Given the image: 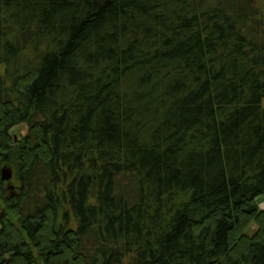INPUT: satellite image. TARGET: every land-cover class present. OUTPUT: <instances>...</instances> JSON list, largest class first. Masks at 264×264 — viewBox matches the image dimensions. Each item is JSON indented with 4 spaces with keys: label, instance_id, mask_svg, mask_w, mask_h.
<instances>
[{
    "label": "trees",
    "instance_id": "obj_1",
    "mask_svg": "<svg viewBox=\"0 0 264 264\" xmlns=\"http://www.w3.org/2000/svg\"><path fill=\"white\" fill-rule=\"evenodd\" d=\"M262 195L264 0H0V264H264Z\"/></svg>",
    "mask_w": 264,
    "mask_h": 264
},
{
    "label": "rangeland",
    "instance_id": "obj_2",
    "mask_svg": "<svg viewBox=\"0 0 264 264\" xmlns=\"http://www.w3.org/2000/svg\"><path fill=\"white\" fill-rule=\"evenodd\" d=\"M27 129H28V127L26 124H21V125L15 127L14 129H12L11 134L15 135L17 138L22 137L27 133ZM257 202H258V204H262L264 202V195L258 197ZM259 207L261 209H264V204L261 206L259 205ZM254 228H255V226H252L250 229H254Z\"/></svg>",
    "mask_w": 264,
    "mask_h": 264
},
{
    "label": "water",
    "instance_id": "obj_3",
    "mask_svg": "<svg viewBox=\"0 0 264 264\" xmlns=\"http://www.w3.org/2000/svg\"><path fill=\"white\" fill-rule=\"evenodd\" d=\"M15 138L17 137L15 136ZM12 176H13L12 170L8 167H4L2 170V179L4 181H10L12 179Z\"/></svg>",
    "mask_w": 264,
    "mask_h": 264
},
{
    "label": "bare ground",
    "instance_id": "obj_4",
    "mask_svg": "<svg viewBox=\"0 0 264 264\" xmlns=\"http://www.w3.org/2000/svg\"><path fill=\"white\" fill-rule=\"evenodd\" d=\"M263 204H264V202L261 205H263Z\"/></svg>",
    "mask_w": 264,
    "mask_h": 264
},
{
    "label": "crops",
    "instance_id": "obj_5",
    "mask_svg": "<svg viewBox=\"0 0 264 264\" xmlns=\"http://www.w3.org/2000/svg\"><path fill=\"white\" fill-rule=\"evenodd\" d=\"M261 206V204H259Z\"/></svg>",
    "mask_w": 264,
    "mask_h": 264
}]
</instances>
